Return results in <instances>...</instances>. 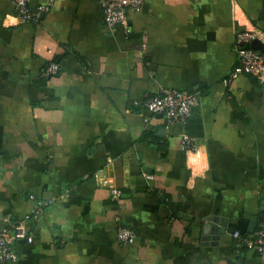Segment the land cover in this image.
<instances>
[{"label": "crops", "instance_id": "0c3cea01", "mask_svg": "<svg viewBox=\"0 0 264 264\" xmlns=\"http://www.w3.org/2000/svg\"><path fill=\"white\" fill-rule=\"evenodd\" d=\"M14 1L0 0V229L24 223L32 241L9 264H264L233 237L264 227V87L225 84L237 34L264 37V0H143L129 38L101 0H54L37 24ZM162 89L198 94L187 125L133 107Z\"/></svg>", "mask_w": 264, "mask_h": 264}, {"label": "built area", "instance_id": "2783aa9c", "mask_svg": "<svg viewBox=\"0 0 264 264\" xmlns=\"http://www.w3.org/2000/svg\"><path fill=\"white\" fill-rule=\"evenodd\" d=\"M54 0H49L46 5L40 6L33 12L30 8L31 0H15L14 5L17 17L24 24H37L50 11ZM143 0H101L100 6L103 10L104 22L106 26L113 30L121 26L124 30L126 38L130 35L129 14L139 11L142 8ZM259 40L262 50L251 47V44ZM145 42L138 48L139 53L145 50ZM235 53L237 58L236 66L231 76L225 80L228 85L238 76L246 75L253 78L260 86L264 87V37L261 38L255 30H244L237 34L235 40ZM60 67L52 64L45 69L44 77L55 76L59 73ZM198 94L193 92H185L174 89H162L160 93L152 98L132 103L135 109L142 112H150L164 116L170 123L187 125L193 109L198 104ZM181 149L184 152H195L196 144L194 140L186 133L181 136ZM108 164L112 162L111 158H107ZM147 179H153L147 176ZM103 185L108 186L109 181L103 180ZM111 199L120 200L123 196L121 190L115 187H109ZM45 206L48 204L45 203ZM41 213L40 209H36L30 217L38 218ZM28 218V219H29ZM234 239L239 242V246H243L247 250L256 254V256L264 263V227H260L247 237H242L236 232ZM15 239H32L25 232L24 223H17L11 227L0 229V264H9L16 261V254L12 250V243ZM117 241L121 245H132L136 242L135 232L125 225H119L117 231Z\"/></svg>", "mask_w": 264, "mask_h": 264}, {"label": "water", "instance_id": "95a60500", "mask_svg": "<svg viewBox=\"0 0 264 264\" xmlns=\"http://www.w3.org/2000/svg\"><path fill=\"white\" fill-rule=\"evenodd\" d=\"M252 48H255V47H252ZM256 49V48H255ZM258 223H257V218H254L252 220V223L250 225V229H249V233L253 234L255 232V229L257 227Z\"/></svg>", "mask_w": 264, "mask_h": 264}]
</instances>
